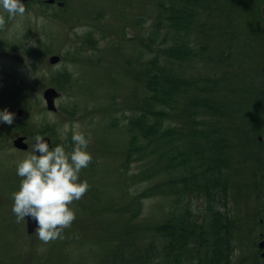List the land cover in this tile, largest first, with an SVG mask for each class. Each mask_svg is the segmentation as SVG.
<instances>
[{"label":"rangeland","instance_id":"obj_1","mask_svg":"<svg viewBox=\"0 0 264 264\" xmlns=\"http://www.w3.org/2000/svg\"><path fill=\"white\" fill-rule=\"evenodd\" d=\"M173 1L24 0L26 12L14 17L0 9V109L15 114L0 123V264H108L149 239L159 249L169 237L155 227L185 207L206 233L214 216L232 231L231 264H264V0H217L208 9L187 0L192 26L178 34L213 53L206 61L170 57L168 35L165 48L157 44L165 29L152 44L160 4ZM165 73L179 75L178 93ZM202 77L211 81L204 88ZM164 84L170 97L160 95ZM49 87L55 111L44 101ZM174 95L178 106L166 115ZM66 122L90 135L93 159L80 172L90 187L73 201L63 238L45 243L12 211L16 163L37 132L70 150L71 133L60 138ZM18 136L26 147H14ZM193 174L197 192L184 188Z\"/></svg>","mask_w":264,"mask_h":264},{"label":"clouds","instance_id":"obj_2","mask_svg":"<svg viewBox=\"0 0 264 264\" xmlns=\"http://www.w3.org/2000/svg\"><path fill=\"white\" fill-rule=\"evenodd\" d=\"M0 9L13 17L26 12L24 0H0ZM5 23L6 17L0 13V28ZM14 115L7 108L0 109V123L12 124ZM69 133L70 150L63 143L50 147L45 136L37 132L31 150L16 163V173L21 179L11 194L12 211L18 221H25L26 217L34 219L35 233L45 243L63 238V230L76 218L73 201L80 200L90 187L87 180L80 178L81 169L93 159L88 150L90 135L81 130L78 122L64 123L60 138L67 140Z\"/></svg>","mask_w":264,"mask_h":264},{"label":"trees","instance_id":"obj_3","mask_svg":"<svg viewBox=\"0 0 264 264\" xmlns=\"http://www.w3.org/2000/svg\"><path fill=\"white\" fill-rule=\"evenodd\" d=\"M216 1L217 0H202L201 3H203L204 9H208L210 6L214 5ZM160 5H162L160 8L161 12L159 20H157L159 23L158 27H160V29H154L151 31L150 37L152 39V44L157 41L159 32L165 29L160 40L157 41V44L160 47L165 48L166 37L168 35V40L171 42V44L167 48H170V51H175L174 54H169L170 57L172 56V58L180 60L183 55L194 56V54H197L196 58L204 61L211 57L213 53L210 55H208V51L207 53H204L203 50H200V44H192V42L196 40V37L194 41L186 43L181 41L183 37L178 34L181 30H187L192 26V18L190 16V14H192V9H190V2H188L187 0H174L167 8H165V3L163 2ZM164 12L166 13L165 16ZM162 22H164L165 25L162 24ZM195 25L197 26V32L203 30V26L200 23H195ZM217 28H221V26H218ZM170 30H172L173 33H170ZM184 34L191 35L189 32H186ZM164 35L166 37H164L165 40L162 41L161 39ZM234 36L235 34L232 30V32H230V37L233 38ZM163 44L165 45L163 46ZM195 46H199L198 49H195ZM215 50L213 51L214 53L216 52ZM164 77L168 83L170 82L169 86L167 87H170L176 92V87L178 89V87L180 86L181 79L179 78V75L174 76L171 73L169 75L165 73ZM202 80L203 82L200 84L201 88H204L205 86H207V84L209 85L211 83V81H208V83H206L205 77H202ZM160 84H162L161 81ZM164 85L165 87L162 90L159 87L160 95L162 98L170 97L171 94L169 92H165L166 84ZM158 86L159 84L156 85V88ZM153 91L155 94L156 91L154 90V88ZM178 103L179 96L174 95L170 100L168 112L166 113V115L174 114V109H176ZM154 128L157 129L158 126H155ZM161 130L167 136L171 134L168 132V130H164L163 128ZM175 130L177 131L176 128ZM169 131L173 132L174 129H169ZM194 176L195 175L193 174L191 178H188V176L184 175V188L188 185L190 186V190L192 189L193 192H197L199 191V189L192 187L189 182L190 179H192ZM205 191H207L206 193H209L210 195V190L205 189ZM190 215V210H188V207H185L182 209V211L179 210L176 218L171 216L172 218L170 217L169 222L157 225L155 227V230L158 229L159 231L157 235L161 234L164 241L166 240V235L168 234L169 241L167 239V241L165 242L167 247L163 244L161 245V247L157 246L159 249H156L153 246L155 245L153 241L149 239L146 244H141L142 246L140 245L137 247L132 244L130 250H127V254L126 252L121 251L119 254L114 255V258H110L109 264H215L214 262H225V264H231V262L228 261V251H231L232 247L229 246L228 239L230 240L229 234H231L232 231L223 227V229L219 228V221L217 220V217L214 216L212 220L215 228L211 229L209 233H206L205 230L201 229L199 225L195 223L194 218L193 220L190 218L192 217ZM231 220V222L233 223L240 222V219H238V217L235 215H231ZM206 229L210 228L206 227ZM154 256H160L162 260L160 258H155L153 260ZM165 260H167L168 262H163Z\"/></svg>","mask_w":264,"mask_h":264},{"label":"water","instance_id":"obj_4","mask_svg":"<svg viewBox=\"0 0 264 264\" xmlns=\"http://www.w3.org/2000/svg\"><path fill=\"white\" fill-rule=\"evenodd\" d=\"M48 2L52 3V2H54V0H48ZM57 3L59 5H61V2H57ZM263 12H264V3H263ZM58 59H59V57L55 56V55L50 57V61L52 63L56 62ZM56 95H57V92L51 87H49L43 91V96L45 97L47 104H48V107L50 109H55L54 97ZM18 114H20V111H18ZM23 139H24L23 137L16 138L14 140V144L18 147H21V148L26 147V143L23 142ZM45 139L49 141L48 138H45ZM37 154H39V153H37ZM26 220H27V231H28V233H32L36 229L37 223L34 219L29 218V217H26Z\"/></svg>","mask_w":264,"mask_h":264},{"label":"bare ground","instance_id":"obj_5","mask_svg":"<svg viewBox=\"0 0 264 264\" xmlns=\"http://www.w3.org/2000/svg\"><path fill=\"white\" fill-rule=\"evenodd\" d=\"M112 120H114V119H112ZM107 127V126H106ZM13 145H14V147H16V148H19L18 146H16L15 144H14V142H13ZM96 172V171H95ZM120 174V173H119ZM127 239V238H126ZM134 239V238H133ZM132 240V239H131ZM130 240V241H131ZM131 243V242H130ZM109 245V244H108ZM130 245H132V244H130ZM115 250V249H114ZM120 251V250H119ZM115 252H117V251H115ZM118 253V252H117ZM112 255V254H111ZM108 256V255H107ZM116 257V256H115ZM121 257V256H120ZM114 258V257H113ZM121 260V259H120ZM94 261V260H93ZM96 261V260H95ZM103 261V260H102ZM114 262V261H113ZM109 264V263H108Z\"/></svg>","mask_w":264,"mask_h":264}]
</instances>
